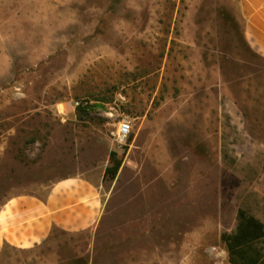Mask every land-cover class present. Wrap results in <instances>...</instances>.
<instances>
[{"label": "rangeland", "instance_id": "rangeland-1", "mask_svg": "<svg viewBox=\"0 0 264 264\" xmlns=\"http://www.w3.org/2000/svg\"><path fill=\"white\" fill-rule=\"evenodd\" d=\"M79 173L99 222L0 264H230L238 210L264 222V57L238 0H0V203Z\"/></svg>", "mask_w": 264, "mask_h": 264}, {"label": "crops", "instance_id": "crops-1", "mask_svg": "<svg viewBox=\"0 0 264 264\" xmlns=\"http://www.w3.org/2000/svg\"><path fill=\"white\" fill-rule=\"evenodd\" d=\"M238 1L246 42L264 57V0ZM73 109L66 103L60 105L64 113ZM103 213L101 186L84 173L53 183L43 196L33 191H17L0 203V257L6 248L41 246L57 228L71 233L89 230L99 222ZM243 248L246 255L233 257L236 264H253L248 258L251 256L257 258L255 264H264V236ZM227 252L229 260L228 246ZM229 263L232 264L230 260Z\"/></svg>", "mask_w": 264, "mask_h": 264}, {"label": "trees", "instance_id": "trees-1", "mask_svg": "<svg viewBox=\"0 0 264 264\" xmlns=\"http://www.w3.org/2000/svg\"><path fill=\"white\" fill-rule=\"evenodd\" d=\"M85 107L81 110L85 111ZM123 160L119 158L116 152H112L110 156V164L105 169L104 178L114 180L122 166ZM238 224L236 232L233 235L222 234V239L228 246L230 262L236 264L233 260L235 256H245L246 250L244 245L252 242L261 236H264V223L258 218L249 215L244 209H239L237 213ZM255 264L257 258L255 256L248 257Z\"/></svg>", "mask_w": 264, "mask_h": 264}, {"label": "built area", "instance_id": "built-area-1", "mask_svg": "<svg viewBox=\"0 0 264 264\" xmlns=\"http://www.w3.org/2000/svg\"><path fill=\"white\" fill-rule=\"evenodd\" d=\"M80 105V102H75L74 107ZM132 134L131 122L127 119L120 120L118 122L117 130L115 133V140L118 145L123 146L127 143Z\"/></svg>", "mask_w": 264, "mask_h": 264}]
</instances>
